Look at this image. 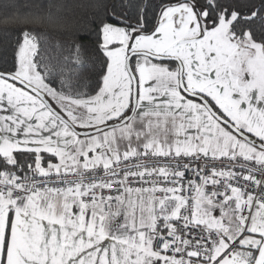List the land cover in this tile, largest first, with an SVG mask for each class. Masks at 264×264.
<instances>
[{"label": "snow or ice", "instance_id": "6c2138e0", "mask_svg": "<svg viewBox=\"0 0 264 264\" xmlns=\"http://www.w3.org/2000/svg\"><path fill=\"white\" fill-rule=\"evenodd\" d=\"M121 7L97 23L90 92L27 31L0 72V264H264V36L246 26L258 10Z\"/></svg>", "mask_w": 264, "mask_h": 264}, {"label": "trees", "instance_id": "16d2710c", "mask_svg": "<svg viewBox=\"0 0 264 264\" xmlns=\"http://www.w3.org/2000/svg\"><path fill=\"white\" fill-rule=\"evenodd\" d=\"M161 0H0V70L17 64L23 33L35 35L40 55L54 73L70 80L76 93L90 92L96 82L101 54L97 48V23L119 3L134 15L141 7L153 15ZM243 15L257 11L247 22L257 37L264 36V0H232ZM74 44L81 45L79 56ZM31 163V157L21 158ZM27 170V169H26Z\"/></svg>", "mask_w": 264, "mask_h": 264}, {"label": "built area", "instance_id": "2783aa9c", "mask_svg": "<svg viewBox=\"0 0 264 264\" xmlns=\"http://www.w3.org/2000/svg\"><path fill=\"white\" fill-rule=\"evenodd\" d=\"M153 159H154V158H151V157L145 158V160L148 162V167H152V166H154V164L152 163V160H153ZM124 163L132 164V163H137V161H136L135 159H133V160H131V161H129V162H124ZM124 163H122V164L120 165L121 168L124 167ZM166 163H167V162H166L165 160L161 159V160L159 161V164H158V165H155V166H165ZM244 163H247V162H244ZM216 166H217V167H221L222 165H220L219 162H216ZM249 166H250V167H258L257 165H254V164H250ZM131 170L135 171L136 169L133 168V169H131ZM237 170H239V169H237ZM97 174L100 175L103 179H111V177L103 176L102 170L99 171ZM70 178H71V179H76L75 177H70ZM37 179H39V177H38ZM148 179H153V178H148ZM86 182H89V183L92 182V180H91V175H90V174H86ZM48 186H49V187H63V185L58 184V183L55 182V177H53V178H51V179L49 180V182H48ZM150 186H151L150 184H141V183L138 182V181H132V180L129 181V187H132V188H139V187H145V188H146V187H150ZM159 186H164L163 181H160V182H159ZM121 194H122V190H121V192H118V191L116 190V186H114L113 189H112L111 191H109V190H107V189H105V190L103 191V195H105V196H109V195H111V196H116V195H121ZM123 194L125 195V194H127V193H123ZM155 195H157V196H162L163 193L157 192V193H155ZM190 195H191V193H190ZM218 214H219V213H217V215H218Z\"/></svg>", "mask_w": 264, "mask_h": 264}, {"label": "crops", "instance_id": "0c3cea01", "mask_svg": "<svg viewBox=\"0 0 264 264\" xmlns=\"http://www.w3.org/2000/svg\"><path fill=\"white\" fill-rule=\"evenodd\" d=\"M121 150L123 151V148ZM127 195H129V194H125V196H127ZM130 195L133 197V199H135V197H136L135 193H131Z\"/></svg>", "mask_w": 264, "mask_h": 264}, {"label": "water", "instance_id": "95a60500", "mask_svg": "<svg viewBox=\"0 0 264 264\" xmlns=\"http://www.w3.org/2000/svg\"><path fill=\"white\" fill-rule=\"evenodd\" d=\"M0 72H5V71H2V70H0ZM79 130V129H78ZM82 131V130H81Z\"/></svg>", "mask_w": 264, "mask_h": 264}]
</instances>
